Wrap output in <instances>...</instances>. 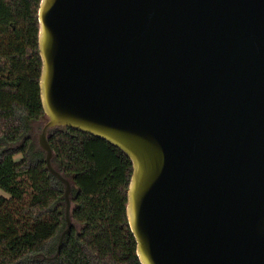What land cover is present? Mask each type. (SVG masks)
Wrapping results in <instances>:
<instances>
[{
	"label": "water",
	"instance_id": "95a60500",
	"mask_svg": "<svg viewBox=\"0 0 264 264\" xmlns=\"http://www.w3.org/2000/svg\"><path fill=\"white\" fill-rule=\"evenodd\" d=\"M38 135L65 127L132 161L141 264H264V0H41ZM57 253V255H58Z\"/></svg>",
	"mask_w": 264,
	"mask_h": 264
},
{
	"label": "trees",
	"instance_id": "16d2710c",
	"mask_svg": "<svg viewBox=\"0 0 264 264\" xmlns=\"http://www.w3.org/2000/svg\"><path fill=\"white\" fill-rule=\"evenodd\" d=\"M40 1L0 0V165L21 154L13 173L43 174L33 183V202L0 193V264H141L126 213L131 159L103 139L65 127L49 131L53 164L76 185L73 227L58 253L67 227L65 186L47 169L31 133L32 123L45 117Z\"/></svg>",
	"mask_w": 264,
	"mask_h": 264
},
{
	"label": "rangeland",
	"instance_id": "374dc122",
	"mask_svg": "<svg viewBox=\"0 0 264 264\" xmlns=\"http://www.w3.org/2000/svg\"><path fill=\"white\" fill-rule=\"evenodd\" d=\"M48 121L47 116L39 121L33 122L32 136L38 147V135L42 131L44 125ZM40 148V147H39ZM22 155L18 154L12 157H7L3 165H0V193L6 196L20 195L25 201L33 202L37 199V194L34 188V181L43 174L39 170H31L22 173H13V163L19 162ZM56 167V165L54 164ZM10 174V175H9ZM76 185H73L75 190ZM72 209L74 207V193L71 194ZM73 221V220H72Z\"/></svg>",
	"mask_w": 264,
	"mask_h": 264
},
{
	"label": "crops",
	"instance_id": "0c3cea01",
	"mask_svg": "<svg viewBox=\"0 0 264 264\" xmlns=\"http://www.w3.org/2000/svg\"><path fill=\"white\" fill-rule=\"evenodd\" d=\"M73 182V181H72ZM73 185H74V182H73Z\"/></svg>",
	"mask_w": 264,
	"mask_h": 264
},
{
	"label": "flooded vegetation",
	"instance_id": "af4514ba",
	"mask_svg": "<svg viewBox=\"0 0 264 264\" xmlns=\"http://www.w3.org/2000/svg\"><path fill=\"white\" fill-rule=\"evenodd\" d=\"M73 183V182H72Z\"/></svg>",
	"mask_w": 264,
	"mask_h": 264
}]
</instances>
